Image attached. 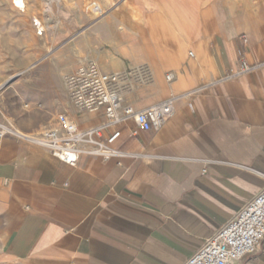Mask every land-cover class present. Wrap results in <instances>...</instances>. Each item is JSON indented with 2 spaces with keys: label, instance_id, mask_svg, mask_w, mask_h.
<instances>
[{
  "label": "crops",
  "instance_id": "crops-1",
  "mask_svg": "<svg viewBox=\"0 0 264 264\" xmlns=\"http://www.w3.org/2000/svg\"><path fill=\"white\" fill-rule=\"evenodd\" d=\"M87 37L79 62L96 47V64L123 74L124 106L175 99V113L136 136L129 122L126 155L75 165L0 140V264H184L264 188V65L241 71L264 63V0H128ZM65 111L81 129L106 120ZM237 264H264V240Z\"/></svg>",
  "mask_w": 264,
  "mask_h": 264
},
{
  "label": "built area",
  "instance_id": "built-area-1",
  "mask_svg": "<svg viewBox=\"0 0 264 264\" xmlns=\"http://www.w3.org/2000/svg\"><path fill=\"white\" fill-rule=\"evenodd\" d=\"M46 7L50 9L49 5ZM93 8L96 13L100 12L99 6ZM32 25L36 35L44 33V25L39 18L34 17ZM263 65H248L242 60L241 71H252ZM171 77V74L167 75V79ZM122 79L123 74L103 71L96 62L89 60L66 77L67 95L70 103L79 111L103 110L106 119L103 124L81 129L69 115L59 113L54 125L29 136L14 132L10 124L0 121V140L15 134L46 149L68 165H75L83 153L105 159L124 156L126 152L115 146L122 137V129L132 122L134 128L129 131L131 136H136L138 130L158 131L174 115L175 99L134 110L123 105L120 88ZM263 240L264 188L209 237L184 264H237L255 254Z\"/></svg>",
  "mask_w": 264,
  "mask_h": 264
},
{
  "label": "rangeland",
  "instance_id": "rangeland-1",
  "mask_svg": "<svg viewBox=\"0 0 264 264\" xmlns=\"http://www.w3.org/2000/svg\"><path fill=\"white\" fill-rule=\"evenodd\" d=\"M24 3L25 11H21L13 0H0V121L12 129L32 128V133H22L33 136L46 128L48 120L59 111L72 107L67 98L66 77L87 61L96 62V47L89 53L94 56H85L79 62L87 46H91L88 29L99 19L93 7L99 6L102 16H107L116 5H128V0ZM34 17L44 25L40 36L33 29ZM72 23L75 27L71 30L69 26L71 31L62 35V30ZM78 38H83L84 43L78 45Z\"/></svg>",
  "mask_w": 264,
  "mask_h": 264
},
{
  "label": "bare ground",
  "instance_id": "bare-ground-1",
  "mask_svg": "<svg viewBox=\"0 0 264 264\" xmlns=\"http://www.w3.org/2000/svg\"><path fill=\"white\" fill-rule=\"evenodd\" d=\"M14 1V3H15V5L18 7V8H20L21 9V11H22V9H23V11H25V3H24V0H13ZM50 10V9H49ZM100 14H101V10H100V12H99ZM99 13H97V14H99ZM99 17V16H98ZM101 17V16H100ZM99 17V18H100ZM103 17V16H102ZM13 131L14 132H17L16 130H14L13 129Z\"/></svg>",
  "mask_w": 264,
  "mask_h": 264
}]
</instances>
